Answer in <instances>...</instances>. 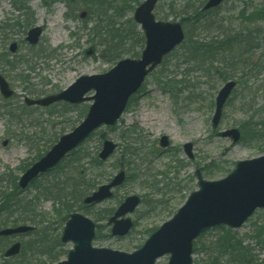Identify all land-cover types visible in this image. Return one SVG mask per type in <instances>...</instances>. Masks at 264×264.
<instances>
[{"label":"rangeland","instance_id":"374dc122","mask_svg":"<svg viewBox=\"0 0 264 264\" xmlns=\"http://www.w3.org/2000/svg\"><path fill=\"white\" fill-rule=\"evenodd\" d=\"M142 1L0 0V73L14 90L9 99L0 96V209L6 196L12 197L20 190L18 179L36 160L38 151L53 138L71 131L90 105L86 102L68 107L60 102L49 108L30 107L25 104V97L57 93L82 75L110 70L116 61L105 52L108 40L118 38L122 31L128 32L123 42L124 52L141 55L145 41L139 40L143 34L132 16ZM206 1L159 0L155 14L162 20L181 22L191 9L203 7ZM258 3L260 0H255ZM243 4V0H228L212 16L222 22L226 17V27L241 28L238 11ZM36 26H41L43 33L37 44H31L27 35ZM184 28L194 34V26L184 25ZM13 44H16L15 51L10 50ZM180 49L168 55L146 78L116 125L100 127L76 149L98 156L105 139L119 143L115 153L95 170V174L104 175L97 181L98 186L122 168L127 172L126 181L115 190L112 199L89 206L100 216L95 246L128 252L138 249L149 232L171 218L189 194L198 189L197 169L203 171L206 179L218 180L228 175L237 161L264 153V138L252 139L250 130L247 139L236 143L220 135L227 129H242L246 121L264 120V89H256L253 79L249 84L243 80L226 103L215 129L212 125L215 97L225 81L218 78L217 72L210 78L200 70H192L194 66L185 64ZM263 77L264 72L260 79ZM85 106L86 112H82ZM126 132L128 136L124 139ZM163 136L168 138L167 146L161 143ZM188 142L193 145V157L183 147ZM127 144L136 147L137 153L130 154ZM69 168L74 171L68 165L66 172ZM58 172L41 177L18 194L22 199L33 201L32 214L24 218L21 210H13L11 214L0 210V230L19 225L36 226L33 233L0 240V264H53L66 258L64 251L73 245L64 244L60 239L66 201L53 203L44 188H51L47 178L53 179ZM134 194L142 197L141 205L130 216L134 227L125 237L113 236L107 221L119 203ZM110 209L111 214L101 220ZM82 212L95 220L92 213ZM38 239L44 242L39 243ZM57 239L62 246L51 250L57 245ZM224 240L228 248L221 250ZM16 241L22 242L21 253L4 260L3 251ZM235 241L250 252L249 259L254 264L264 262L263 209L257 210L240 228L215 226L205 230L194 241L193 264H245L230 248ZM46 247L51 250L49 253ZM169 257V254L162 256L156 264H167Z\"/></svg>","mask_w":264,"mask_h":264},{"label":"water","instance_id":"95a60500","mask_svg":"<svg viewBox=\"0 0 264 264\" xmlns=\"http://www.w3.org/2000/svg\"><path fill=\"white\" fill-rule=\"evenodd\" d=\"M158 0H145L137 6L134 19L144 31L146 44L139 58H124L109 71L102 74L83 75L59 93L39 99L26 97L28 105L49 106L65 101L80 104L93 100L83 121L73 130L62 135L58 142L37 162L28 168L19 180L25 189L41 173L56 166L73 149L77 148L96 129L103 125H114L124 113L130 97L144 83L146 77L164 57L172 52L185 39V31L180 22L160 21L154 15ZM225 0H208L204 10L217 7ZM42 34V27H34L28 32L27 40L37 44ZM16 50V44L10 47ZM237 82L230 80L219 90L215 100V112L212 118L213 128H217L222 119L225 104L236 88ZM95 91V95L86 96ZM0 92L5 98L13 94L6 78L0 74ZM222 137H230L236 143L241 139V131L231 128L220 132ZM167 145V137L161 139ZM192 143L184 148L190 157ZM117 143L105 140L99 154L100 159H108L116 150ZM198 189L193 191L178 211L157 230L144 244L132 251L115 250L94 245L96 223L81 212H73L63 217L65 226L61 240L64 244L73 243L66 259L55 264H156L157 260L169 254L168 264H192L194 240L207 228L228 226L240 228L257 209H264V154L250 159L239 160L235 168L218 180L204 178L196 171ZM126 179V172L121 170L106 184L98 187L84 202L97 204L113 197V190ZM140 196H127L110 217L113 236L123 237L133 227V220L127 215L140 205ZM30 226L6 228L0 235H12L31 230ZM21 243L13 244L5 257L15 256L20 252Z\"/></svg>","mask_w":264,"mask_h":264},{"label":"trees","instance_id":"16d2710c","mask_svg":"<svg viewBox=\"0 0 264 264\" xmlns=\"http://www.w3.org/2000/svg\"><path fill=\"white\" fill-rule=\"evenodd\" d=\"M243 2L242 8L238 11V22L241 26L238 29L226 27L224 25V22H227L226 17H224V22H222L212 16L223 5L207 12H202L201 7L191 9L186 16L182 17L181 22L186 26H194V34L186 28L185 41L178 48L182 49L185 64L188 63L194 66L192 70H200L210 78L217 72L220 80L236 79L239 84L243 80H245L246 84H249L253 79V82L256 81L254 83L255 88L257 87L256 89H264V77L260 79V75L264 72V0H260L258 4H255V0H243ZM127 33L126 31H122L118 38L108 40V49L105 52L110 59L117 62L127 55V57H139V52H124L123 42L125 41L124 38L128 37ZM139 40L142 42L144 36H140ZM65 105L75 107L69 104ZM82 112H86V106L82 109ZM249 130L252 133V139L262 140L264 138V120L254 123L246 121L241 129L242 133H244V140L247 139V132ZM127 136V132L123 134L124 139ZM56 139L57 137L53 138L43 149L38 151L36 160L48 151L57 141ZM128 145L130 147L127 150L130 154L137 153L136 147H133L131 144H127V147ZM68 157L62 164L45 174L47 177L53 171H59L53 176V179L47 178V182L51 186L47 185L51 188L44 187L48 190L46 194L51 195L53 203H62L65 200L66 203L63 205L65 213L72 212L76 208L87 214L92 213L97 222L100 217L99 212H95L88 205H85L83 200L97 188V181L101 178L103 179L104 175L95 174V170L99 169L105 162L101 161L96 154L92 156L88 151L79 152V150H73ZM67 164L73 166V172L70 171L73 170L72 168H69L68 172H66ZM63 168H65V171L62 170ZM20 193L21 191L18 190L12 197H10L11 195L6 196L0 210L6 214H11L14 212L13 210H21L24 213V218L26 215L32 214L34 210L33 201L20 198L18 196ZM111 212V209L107 210L106 215L101 217V220L106 219ZM102 213L104 212L102 211ZM97 228L99 230V225ZM155 229L151 230L149 234ZM33 232L35 230L27 234ZM1 239L7 241L8 237H0ZM37 242L43 243L44 239H38ZM56 242L57 245L51 250L62 246L58 239ZM220 248L221 250L228 248L225 240L222 241ZM230 248L238 254L242 262L254 264V261L249 259L248 254L250 252L247 253L246 248L240 242L235 241ZM51 250H49V247L45 249L47 253ZM67 251L65 250L64 253H67ZM256 264H264V262L257 261Z\"/></svg>","mask_w":264,"mask_h":264},{"label":"flooded vegetation","instance_id":"af4514ba","mask_svg":"<svg viewBox=\"0 0 264 264\" xmlns=\"http://www.w3.org/2000/svg\"><path fill=\"white\" fill-rule=\"evenodd\" d=\"M33 184H34V183H32V182L30 183V185H33ZM48 184H49V183H48ZM30 185H29V187H30ZM49 185H50V184H49ZM50 186H51V185H50ZM93 205H94V204H93Z\"/></svg>","mask_w":264,"mask_h":264},{"label":"bare ground","instance_id":"6f19581e","mask_svg":"<svg viewBox=\"0 0 264 264\" xmlns=\"http://www.w3.org/2000/svg\"><path fill=\"white\" fill-rule=\"evenodd\" d=\"M97 229V228H96Z\"/></svg>","mask_w":264,"mask_h":264}]
</instances>
